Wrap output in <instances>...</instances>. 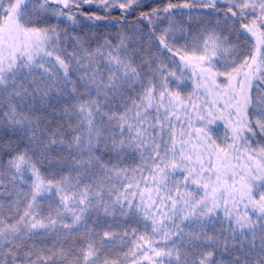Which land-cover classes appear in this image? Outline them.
Segmentation results:
<instances>
[{
  "label": "snow or ice",
  "instance_id": "1",
  "mask_svg": "<svg viewBox=\"0 0 264 264\" xmlns=\"http://www.w3.org/2000/svg\"><path fill=\"white\" fill-rule=\"evenodd\" d=\"M0 264H264V0H0Z\"/></svg>",
  "mask_w": 264,
  "mask_h": 264
}]
</instances>
